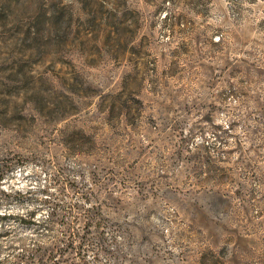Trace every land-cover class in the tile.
<instances>
[{
	"label": "rangeland",
	"instance_id": "374dc122",
	"mask_svg": "<svg viewBox=\"0 0 264 264\" xmlns=\"http://www.w3.org/2000/svg\"><path fill=\"white\" fill-rule=\"evenodd\" d=\"M27 260L264 264V0H0V264Z\"/></svg>",
	"mask_w": 264,
	"mask_h": 264
},
{
	"label": "trees",
	"instance_id": "16d2710c",
	"mask_svg": "<svg viewBox=\"0 0 264 264\" xmlns=\"http://www.w3.org/2000/svg\"><path fill=\"white\" fill-rule=\"evenodd\" d=\"M64 261H68V259H67V260H64ZM66 263H67V264H73V262H66ZM25 264H36V263H35L34 261H31V262H30V261L27 260V261L25 262ZM42 264H49V263L46 262V261L44 262V261L42 260ZM53 264H58V261H55Z\"/></svg>",
	"mask_w": 264,
	"mask_h": 264
}]
</instances>
